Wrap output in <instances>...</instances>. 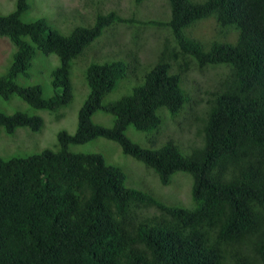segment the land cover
Here are the masks:
<instances>
[{
  "label": "trees",
  "instance_id": "1",
  "mask_svg": "<svg viewBox=\"0 0 264 264\" xmlns=\"http://www.w3.org/2000/svg\"><path fill=\"white\" fill-rule=\"evenodd\" d=\"M168 2L176 48L165 43L140 86L105 103L129 66L90 65L76 133L59 132L57 150L0 157V264H264V0ZM27 10L28 0H18L13 13L0 17V39L15 47L0 76V98L18 97L36 111L57 112L74 98L73 61L106 29L127 21L116 11L97 14L93 25L63 35L44 18L25 22ZM209 19L217 23L216 39L190 35ZM37 50L60 60L49 98L40 86L17 82ZM216 67L223 72L206 91L205 110L196 112L184 76ZM162 109L173 121L196 125L201 143L191 153L173 141L148 149L127 136L131 126L146 134L159 131ZM98 112L112 116L113 126L96 124ZM44 126L39 115L0 110V135ZM96 139L117 143L162 186L172 185L178 172L190 174L193 206L161 203L130 188L125 172L103 155L70 149Z\"/></svg>",
  "mask_w": 264,
  "mask_h": 264
},
{
  "label": "rangeland",
  "instance_id": "2",
  "mask_svg": "<svg viewBox=\"0 0 264 264\" xmlns=\"http://www.w3.org/2000/svg\"><path fill=\"white\" fill-rule=\"evenodd\" d=\"M18 0H0V17L8 16L16 10ZM116 11L126 19V23L106 29L100 38L84 49L79 58L73 61L71 81L74 98L70 104L57 112L36 111L18 97L9 101L0 98V110L6 114L16 111L39 115L45 121L44 128L34 132L27 128L18 129L14 135H0V157H27L41 153L46 149L57 150L58 133L66 131L75 134L78 128V113L89 94L85 81V72L92 64L122 61L129 66L124 79L105 98L109 103L129 95L134 87L144 82L145 75L158 63L161 51L169 40L170 47L176 44L171 36L169 22L171 8L168 0H28V10L22 16L25 22L44 18L50 26L63 35H69L78 26H91L97 14ZM155 22V23H152ZM217 23L214 19L203 21L189 30L190 35L201 37L208 42L216 39ZM15 47L7 38L0 39V76L10 66ZM173 65V72H179L178 63ZM60 65L56 55H45L36 51L32 66L27 75L18 79L20 86H40L44 96H53L52 72ZM227 71L226 69H224ZM223 72V67L210 68L205 72L192 69L184 76V87L193 96L196 112L207 107L206 91L215 85L216 73ZM213 91V90H212ZM192 112V111H191ZM162 126L153 133H141L129 127L126 134L134 142L148 149H158L169 141L180 144L184 154L191 153L194 146H199L197 127L187 122L186 118L173 121L167 110H160ZM172 120V121H171ZM96 124L112 127L114 118L98 112L93 117ZM71 151L82 154H101L108 164L120 167L126 174L127 184L157 201L168 206L192 207V177L178 172L169 187L162 186L159 177L143 163L123 154L120 146L106 139H96L85 145L71 146ZM153 210V209H150ZM153 213V211H150ZM152 215V214H148Z\"/></svg>",
  "mask_w": 264,
  "mask_h": 264
}]
</instances>
